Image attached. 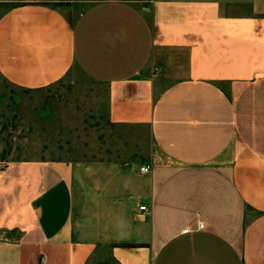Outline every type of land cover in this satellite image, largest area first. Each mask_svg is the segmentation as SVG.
Wrapping results in <instances>:
<instances>
[{
	"label": "crops",
	"instance_id": "obj_1",
	"mask_svg": "<svg viewBox=\"0 0 264 264\" xmlns=\"http://www.w3.org/2000/svg\"><path fill=\"white\" fill-rule=\"evenodd\" d=\"M70 72L153 147L117 199L134 217L116 264H264V0H0V74L35 89ZM73 180L58 160L0 171V264L90 262Z\"/></svg>",
	"mask_w": 264,
	"mask_h": 264
},
{
	"label": "rangeland",
	"instance_id": "obj_2",
	"mask_svg": "<svg viewBox=\"0 0 264 264\" xmlns=\"http://www.w3.org/2000/svg\"><path fill=\"white\" fill-rule=\"evenodd\" d=\"M152 150L146 126L110 118L104 84L70 72L28 89L0 74V171L21 161L73 164L77 233L94 241L88 264H116L110 249L126 241L134 217L117 199L128 189L127 175L142 174L138 166Z\"/></svg>",
	"mask_w": 264,
	"mask_h": 264
},
{
	"label": "built area",
	"instance_id": "obj_3",
	"mask_svg": "<svg viewBox=\"0 0 264 264\" xmlns=\"http://www.w3.org/2000/svg\"><path fill=\"white\" fill-rule=\"evenodd\" d=\"M150 168H151V165L148 164V163H145V164H142V165L139 167V170H140L141 173H147V172L150 171ZM139 209H140V210H143L147 215L150 213L149 210H148V209L146 208V206H144V205H141V206L139 207ZM203 227H204V223H203L202 221L198 220V221L196 222V224H195V229H196V230H200V229H202ZM190 230H191V228L188 227V226H186V227H184L181 231H182L183 233H186V232H188V231H190Z\"/></svg>",
	"mask_w": 264,
	"mask_h": 264
}]
</instances>
